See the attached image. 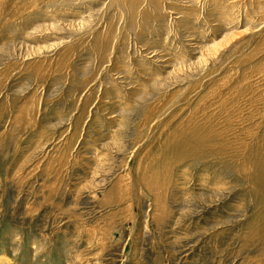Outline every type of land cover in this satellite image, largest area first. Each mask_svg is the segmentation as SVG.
I'll list each match as a JSON object with an SVG mask.
<instances>
[{
    "label": "rangeland",
    "instance_id": "obj_1",
    "mask_svg": "<svg viewBox=\"0 0 264 264\" xmlns=\"http://www.w3.org/2000/svg\"><path fill=\"white\" fill-rule=\"evenodd\" d=\"M0 264H264V0H0Z\"/></svg>",
    "mask_w": 264,
    "mask_h": 264
},
{
    "label": "bare ground",
    "instance_id": "obj_2",
    "mask_svg": "<svg viewBox=\"0 0 264 264\" xmlns=\"http://www.w3.org/2000/svg\"><path fill=\"white\" fill-rule=\"evenodd\" d=\"M2 260V258H0V261Z\"/></svg>",
    "mask_w": 264,
    "mask_h": 264
}]
</instances>
